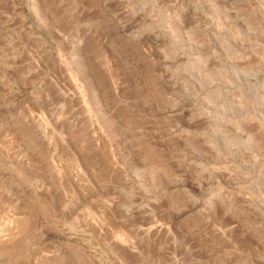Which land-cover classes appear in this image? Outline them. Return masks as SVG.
<instances>
[{
  "label": "rangeland",
  "instance_id": "obj_1",
  "mask_svg": "<svg viewBox=\"0 0 264 264\" xmlns=\"http://www.w3.org/2000/svg\"><path fill=\"white\" fill-rule=\"evenodd\" d=\"M0 264H264V0H0Z\"/></svg>",
  "mask_w": 264,
  "mask_h": 264
}]
</instances>
